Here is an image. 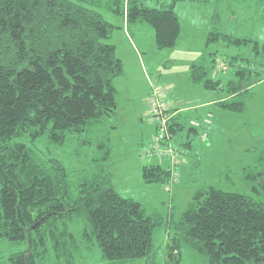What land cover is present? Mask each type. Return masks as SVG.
<instances>
[{"label":"trees","instance_id":"obj_1","mask_svg":"<svg viewBox=\"0 0 264 264\" xmlns=\"http://www.w3.org/2000/svg\"><path fill=\"white\" fill-rule=\"evenodd\" d=\"M252 1L264 9V0ZM182 2L220 1L172 0L151 8L126 0L122 11H115L130 23L151 26L163 50L173 48L180 37L175 7ZM114 30L85 0H0V242L26 246L12 254L10 264H38L52 248L57 259L73 264L76 252L96 244L110 263L152 255L154 230L164 222L115 189L108 137L99 141L103 156L96 158L94 172L76 184L60 161L41 160L29 145L43 137L61 145L70 135L81 136L116 117L119 94L114 81L125 74V67L116 46L107 42ZM220 39L237 46L253 42L216 28L208 35L207 47ZM255 50L264 54L257 42ZM229 67L234 80L226 87L227 98L217 105L240 116L264 80V63L254 65L239 57L223 63L218 52L206 49L191 65L190 79L220 91L222 82L213 74ZM169 107V132L174 135L186 124L178 109ZM190 130L201 143L207 142L197 127ZM250 151L255 157L244 172L249 192L215 186L198 191L179 221L167 219L174 231L170 252L185 243L207 264H264V141ZM195 161L197 165L200 159ZM169 171L148 166L144 179L168 185L173 181V169ZM75 222L82 224L80 240L71 230Z\"/></svg>","mask_w":264,"mask_h":264},{"label":"rangeland","instance_id":"obj_2","mask_svg":"<svg viewBox=\"0 0 264 264\" xmlns=\"http://www.w3.org/2000/svg\"><path fill=\"white\" fill-rule=\"evenodd\" d=\"M137 1L151 8H161L164 3H172V0ZM219 1L211 5L191 2L176 4L181 33L173 48L159 50L153 28L145 23H136L143 28H138L139 33L136 35L131 34V43L144 57L145 77L142 74L143 86L139 90L131 91L135 95L132 105H129L130 101L119 96L116 117L107 119L104 125H99L81 136L70 135L61 145L51 143L47 137L29 144L41 160L60 161L69 171L71 181L76 184L94 172L98 163L96 158L103 156L98 152L99 141L108 137L112 146L110 158L115 189L122 197L141 203L147 215L162 218L164 222L154 230L150 257L110 263L103 259L99 245L96 244L90 250L82 248L76 252L73 264H207L185 243L176 253L169 251L168 244L173 242L174 231L168 226V220L173 216L175 222L179 221L194 195L206 186H215L226 192H249V186L244 181V172L255 157L250 149L264 141V80L254 88V98L248 102L246 112L237 116L217 105V101L228 96L226 87L234 80V69L229 67L215 70L213 78L220 80L224 89L214 91L194 85L190 79V67L202 57L206 49L211 53L218 52L223 63L224 60L229 62L232 57L248 59L254 65L264 63V54L258 55L255 50L256 42L261 47L264 46V9L252 0ZM85 2L115 27L112 39L107 42L123 39L124 32H129L124 21L131 28L135 27L122 13L115 11L119 8L122 11L126 0ZM216 28L224 34L248 38L253 42L237 46L220 39L211 43L208 48V35ZM128 53V59L122 60L125 76L116 79H127L130 85L137 78L129 74L133 59L129 51ZM123 54V49H118L117 55L125 56ZM220 64L221 62L218 67ZM235 64L242 65L240 61ZM154 86H161L167 103L182 112V121L186 126L174 135L168 131L162 133L158 123L153 120L149 101ZM145 87L147 93L143 99ZM197 112L203 115L185 120V114L192 116ZM206 112H211L214 117L209 126L203 121L208 114ZM190 126L197 127L202 136L207 133V142L201 143L199 136L191 133ZM168 149L175 150V154H160ZM197 157L200 162L196 165ZM173 162L175 168L179 165L175 171L176 182L171 181L165 185L149 184L145 181V167L161 166L169 171L173 168ZM174 176L172 171V179ZM71 230L80 240L82 224L75 222L71 225ZM25 248V244L14 245L7 240L0 242V264H10L12 254ZM46 254V259L38 264H66L65 260L56 258L53 248Z\"/></svg>","mask_w":264,"mask_h":264},{"label":"crops","instance_id":"obj_3","mask_svg":"<svg viewBox=\"0 0 264 264\" xmlns=\"http://www.w3.org/2000/svg\"><path fill=\"white\" fill-rule=\"evenodd\" d=\"M124 23H125L124 26L125 25L128 26L129 32L123 31L124 32V38L123 39H118V40H115L114 42H112V41H110V42H111V44L116 46L117 51L120 48L123 49V51H124L123 55H125V56H118L117 55L121 60L124 61V59H128L127 58L129 56L128 51L130 52V56H132L133 61H132L131 66L129 67V74L131 73V75H133L134 77L137 78L136 82H133L132 84L129 85V82L127 81V79H120L119 78L118 80L116 79L114 81L115 86L118 90L119 96L124 97L126 100H128V102L130 101L129 105H132L131 101L134 100L135 95L133 93H131V91H132V89L139 90V88H141L143 86L144 82L141 79L142 78L141 76L143 74V76L145 77V73L143 70L144 57L142 56V54H140L138 48L137 49L134 48V45L131 43V40H132L133 35H136V33H139L138 28H143V27H142V25L135 24L134 25L135 27L131 28L130 24H127L126 21H124ZM116 29L120 30V28H116ZM130 30H131V33H130ZM131 34H133V35H131ZM113 35L114 34H112V36ZM111 39H112V37H111ZM206 45H207V42H206ZM146 93H147V88H146V91L144 92L143 99L146 98ZM174 108H176V107H174ZM176 109H178V113H182L179 111V108H176ZM144 113H145V110H144ZM183 114H185V113H183ZM200 115H202L200 112H197V113L193 114L192 116L187 113L184 115V117L186 120V119H191L192 117H197ZM212 118H214L213 114H212Z\"/></svg>","mask_w":264,"mask_h":264},{"label":"built area","instance_id":"obj_4","mask_svg":"<svg viewBox=\"0 0 264 264\" xmlns=\"http://www.w3.org/2000/svg\"><path fill=\"white\" fill-rule=\"evenodd\" d=\"M164 90L161 88V86H154L153 88V93L152 96L150 98V104H151V108H152V113L154 114L153 119L154 121H156L159 124L160 130L162 133H166L167 131L169 132V120L170 117L168 115L169 111H170V107L169 104L166 102L165 97H164ZM173 116V114H171ZM212 114L208 113L205 118H204V122L207 124V126L210 125V122L212 121ZM195 127V126H194ZM204 136V137H203ZM203 136H201V139L203 138V142H205L208 139V134L205 133ZM163 156H173L175 154V150L173 149H168L167 151H163L160 153ZM178 162V160H175V162ZM179 163V162H178ZM173 171L177 168L176 165H174L173 162ZM174 179L173 181L176 182V175L177 173L174 172Z\"/></svg>","mask_w":264,"mask_h":264}]
</instances>
